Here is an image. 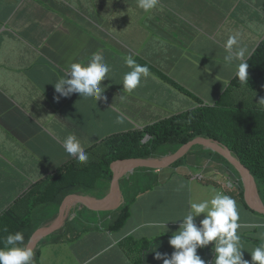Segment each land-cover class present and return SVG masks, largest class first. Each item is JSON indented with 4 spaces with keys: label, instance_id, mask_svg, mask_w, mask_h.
I'll return each mask as SVG.
<instances>
[{
    "label": "crops",
    "instance_id": "crops-1",
    "mask_svg": "<svg viewBox=\"0 0 264 264\" xmlns=\"http://www.w3.org/2000/svg\"><path fill=\"white\" fill-rule=\"evenodd\" d=\"M96 1L98 5L89 7L84 0H0V213L33 188L41 189L42 186L36 184L46 183L49 176L60 173L48 183H56L54 186L61 188L83 179L81 170L69 173L77 159L63 149L62 141L67 135H76L85 151L90 152L106 138L108 130L115 128L120 132L117 123L129 112H134L136 121L132 123L138 131L200 106L164 77L197 98L200 94L193 91L195 82L202 85L204 80L209 81L214 70L221 72L226 81L231 80L233 89L245 92L249 88V82L245 87L235 85L237 78L233 66L225 65L223 60L224 45L232 35H236L238 43L247 50L257 44V32H264V0H158L157 6L147 13L136 6V0H131L136 9L133 18L127 17L140 28L135 34L134 50L145 61L143 66H147L150 73V80L146 82L142 78L137 87L139 97H132L129 104L121 100L115 105L112 102L115 94L123 93L112 82L106 91L112 98L105 105L99 100L81 98L78 93L61 97L55 92L53 83L70 67L63 69L55 65L52 56L64 48L62 37L57 38V35L66 31V25L75 24L76 17L103 14L105 0ZM128 10L126 4V14ZM22 31L26 36L20 34ZM94 37L91 33L89 57L97 51L104 53L107 63L122 81L128 72L124 62L126 56L110 44L94 48ZM57 59L65 61L60 54ZM78 62L82 61L72 63ZM215 65L220 70L215 69ZM45 99L48 104L53 103L50 108L46 106L47 101L44 103ZM217 100L214 98L209 104ZM98 105L104 121L100 125L97 123ZM148 112L155 116L148 117ZM125 129L127 131V127ZM194 168L177 169L183 188L180 203L189 205L211 198L212 188L197 181L189 183L186 178ZM162 172L155 175L160 176ZM163 181L160 177L159 182H152L146 192L131 202L130 215L116 232L101 228H87L79 233H74L72 228L62 230L63 223L79 206L92 208L95 199L102 200L109 195L110 186L102 198L78 193L86 199L74 201L61 219L59 214L50 215L56 204H48L41 219H35L34 229L44 231L55 225L56 230L35 244V251L42 254L36 264H102L109 252L114 251L131 260V264H163V260L155 259V252L171 256L174 249L168 243L169 238L178 230L181 223L178 220L188 210L183 204L174 205L175 200L168 197L169 190L161 183ZM122 193L124 195L123 190ZM251 217L254 220L249 223L254 232L250 239L240 241L243 258L249 264L251 251L264 242L261 240L264 222L255 221L257 215ZM203 218L201 214L195 223L199 225ZM14 222H18L17 219ZM242 222L246 223V219ZM24 224L28 231L30 222ZM83 243L90 246L89 251L83 249L84 245L80 246ZM213 246L209 244L197 250L207 264L214 260Z\"/></svg>",
    "mask_w": 264,
    "mask_h": 264
},
{
    "label": "clouds",
    "instance_id": "clouds-1",
    "mask_svg": "<svg viewBox=\"0 0 264 264\" xmlns=\"http://www.w3.org/2000/svg\"><path fill=\"white\" fill-rule=\"evenodd\" d=\"M129 1L135 6L134 2H132L131 0ZM84 3L89 7L96 6L99 4V2L96 0H84ZM157 3L158 0H136V6L139 9L143 10L145 13L153 10L157 6ZM103 8V14L106 16V31L104 32L105 36H97V39L103 41L102 46L110 44L113 47L120 49L123 55L126 56L124 62L128 67V72L124 74L121 85L123 86L124 91L131 92L141 84L142 78H146L150 75L149 69L147 66H143L145 61L135 53V34L128 29V24L131 22H129L125 11L126 4L121 5V15L108 14V5L106 1L103 2ZM119 16L122 17L121 20H118ZM95 28H97V26H95ZM224 48L226 51V55L223 57V60L225 65L233 66L234 76L235 78H237L236 81L238 82L235 85L245 87V83L248 82L249 87L251 88H255L259 85H264V72L259 70L255 74L254 70L250 69V67H253L251 65L252 59L256 56L257 52L261 48H264V32H257V44H255V46L250 50L241 47L240 42L238 43L236 35L229 36V38L225 42ZM245 57L247 58L246 61ZM262 67L264 68V64H262ZM111 71H113V67L109 63H107L104 53L102 54L97 51L96 53H93L92 56L88 58V60L85 62L72 63L69 71L64 76L58 77L57 80L53 83V86L55 92L58 93L61 97H68L71 94L78 93L81 98H92L96 102L98 100H101L100 102L105 105L108 104L112 98V95L106 92L109 88L108 85L110 83V81H108L106 78L109 72ZM229 81L230 82L227 84L222 83L224 85L223 87L221 86L222 84H219L217 89H219L220 94L215 97V99H218L216 103H204V106L213 108L217 103L224 99V103L226 105H232V103L235 102L240 104V108H245V103L250 102V100L245 97H234L232 95V89L234 85L231 80ZM239 82H241L242 84H239ZM261 88L263 89L261 91L264 92V87L261 86ZM121 99H123V97H121ZM258 104H264V98L260 99ZM196 109L184 114L193 113L196 111ZM255 111H261L262 113H264V110L254 109V112ZM156 123H153L150 126ZM146 128L139 129L138 131H144ZM199 139L213 141L214 143L218 144L222 150L228 151L231 156L236 159L233 154L220 143L205 138H198L195 140ZM104 140H102L99 146L102 145ZM149 140L150 137H146L143 143H147ZM62 146L64 151L69 156L75 157L77 159L75 161H79L81 164H86L88 162L89 155L85 151V148L82 146L81 141L77 138L76 135H67L62 141ZM99 146L96 145L95 148ZM193 148H195V152L189 156ZM193 148L190 149L189 153L184 157L186 158L189 156L190 158H192L193 163H190L187 160L186 164L175 167V165L179 163V161L184 159L182 158L181 160H179L175 164H172L169 167L156 168L154 170L148 168H138L133 173L129 172L123 177H120V179L118 180L120 191L119 205L113 210L117 212L127 202V199L125 198V192L128 190H126L124 187H129L127 185H124L123 181H130L135 176V174H149L148 178L141 177V180L145 182L144 190H141L143 183H140V185H132L129 188L131 189V191L141 190L139 194H137L138 196L146 192L152 182H159L160 176L155 175V173L162 172L163 170L176 171L177 169L182 167H195L193 170L190 171V173L186 175V178L188 179L189 183L190 181H197L207 187L212 188L210 189V192L212 193L211 198L202 200L200 202H190L187 213L183 216L182 219L178 220L181 221L178 230L174 232L169 238L168 243L174 249L171 256L169 257L167 254H161L159 252L154 251L155 259L163 260V264H207V262L197 254V250L199 248L207 247L209 244H213L214 246L212 248V254L214 256V260L212 264H249V261L243 258V252L240 241L243 239H250L251 232L248 233V231L252 228V226L246 221L245 225H243L242 231L238 232V229L240 227V224L238 223L240 216L237 206L242 207L239 199L237 198L238 196L235 197L234 195H225L221 190V188L223 187L222 184L216 183L217 178L213 177V174H221V172H224L229 177L231 171L227 170V167L225 166L224 159L226 160V158L220 155L219 153L215 152L214 150L208 147H204L202 145H196ZM175 154H169L162 158L149 160H162ZM236 160L239 162L238 159ZM226 161L228 162V160ZM116 163L119 164V162ZM195 163H201V166H197L195 165ZM114 164L111 166V171L113 172L111 183H113L115 176V172L113 171V166H115ZM230 165L234 168L232 164ZM117 169L121 176L126 172L123 171L121 167H118ZM236 177L239 179L240 184L243 183V188L246 189L241 175L240 177L236 175ZM36 185L42 186L41 190H43L52 186L53 184L38 182ZM57 188L58 191L61 189H65L61 187ZM214 188H216L217 190ZM33 190L34 188L29 193L25 194L24 197H19L10 207L3 209L0 213V231L3 232L2 234L0 233V237L3 235V237H1L3 247H0V264H36V261L34 263H32V261L33 257L37 254V250L35 251V248L32 249L31 247H29L30 239L28 241L29 244H24V241L26 240L24 234L19 231L16 232L12 229V226L23 227L24 225V229L26 230V226L24 224L26 222V219L18 217V222H14L15 217H11L9 220L3 218L8 212H13L16 216L17 211H20L19 202L23 201L24 198L30 193H33ZM48 190L44 191L43 193L46 194ZM122 190L124 192V195L122 193ZM78 193L79 192H77V194L74 193V195L86 198V196L79 195ZM69 195L71 194L65 195L63 197V200ZM137 196H135L134 199H136ZM120 199H124V202L122 204L120 203ZM95 200L99 201L100 199ZM133 200H131V202ZM131 202L129 204H131ZM110 211L112 210L93 211L91 208L79 206L63 223L62 230L72 228L74 229V233H79V231L85 230L87 228L104 229V222L106 220H100L99 223L96 222L95 224H93L96 215L95 213H107ZM201 214L204 215V218L200 221V224L197 225L195 223V218L199 217ZM117 215L115 214V216ZM261 215L264 216V214ZM77 216H81V222L83 224L82 228L78 227L75 222H72ZM166 225L167 223L163 226L166 228ZM41 230L42 229L36 230L32 235ZM261 240L264 241V236L261 237ZM250 254L251 264H264V242L260 243L257 247H255Z\"/></svg>",
    "mask_w": 264,
    "mask_h": 264
},
{
    "label": "trees",
    "instance_id": "trees-1",
    "mask_svg": "<svg viewBox=\"0 0 264 264\" xmlns=\"http://www.w3.org/2000/svg\"><path fill=\"white\" fill-rule=\"evenodd\" d=\"M262 64H264V48H261L252 59L251 65L253 67H250V69L254 70L255 74L259 70L264 72ZM164 78L170 85L180 92L190 96L198 105H200L197 107L196 111L193 113L178 115L171 119L156 123L146 128L144 131L135 132H131V127L133 125L132 121H136L133 115L134 112H129L125 119L121 116L122 119L117 123L120 132L104 140L102 143L104 147L102 160L95 157L96 160L100 159L101 161H97V163H94V160L92 161L94 166H96V171L93 172L90 177L88 175L84 176V172L87 174L89 173L88 170L91 168L90 165V167L82 170L83 179L79 182L72 183L67 189L59 190L54 197H49L47 205L50 203L56 204L55 209L50 215L55 216L58 214L63 197L67 194H77V192H79L91 194L96 197L99 195L100 198H102L110 186V181L113 176L111 166L114 163L128 160L162 158L169 154H175L183 146L198 138L214 140L226 147L254 176L258 183L260 195L264 200V113L261 111L254 112L253 109L248 110L246 108H240V104L235 102H233L232 105H226L224 99L217 103L213 108L204 106V102L199 98L184 90L175 82L166 77ZM106 79L112 82L116 87H120L123 91L122 95L119 93L115 94V97L112 100L115 105H118L121 100H124L129 104L132 101V97L136 95L139 97L138 91L140 90L138 88L131 92L123 90V86L121 85L122 81L114 71L109 72ZM148 80H150L149 76L145 78L146 82ZM237 83L238 82L235 81V84ZM145 84H143L141 88H143ZM121 97H123V99H121ZM143 97L145 98V94ZM123 113L126 114L127 112ZM147 114L148 117L155 115L151 112H148ZM125 127H127V131ZM146 137H150V140L147 143H143ZM194 152L195 148L192 149L189 156ZM187 160L188 157L184 158L179 161L175 167L186 164ZM224 163L227 170L234 172L240 177L239 172H237L225 159ZM69 173L73 174L74 171ZM147 176H149V174L137 173L130 181H123V184L130 188L132 185H140V183H143L141 190H144L145 182L141 180V177L146 178ZM55 184L56 183L41 191L44 192ZM241 184L243 185V183ZM129 188H127L128 191L125 192L127 202L120 210L114 213L116 215L118 214L117 216H112L113 213L102 212L106 216L105 220L108 221V225H104V229L115 232L119 231L128 219L130 214L129 203L141 191H131ZM237 198L239 199L242 208L245 210V213L251 216L252 214L257 215V218L264 217L257 213L256 210L249 207L246 202L247 196L244 188ZM29 208L32 207L26 206L20 215L15 216L13 212H8L3 217L9 220L11 217L17 219L21 216L24 218L25 214L32 216L31 219L28 220V222H30V228L28 229L30 236L24 241V244H27L31 237L35 219H41L42 214L37 213L34 216V212ZM44 210L45 209L43 208L42 211ZM80 220L81 216H77L72 222L77 223ZM18 227L25 230L24 225L23 227ZM18 227L12 226V229L18 232Z\"/></svg>",
    "mask_w": 264,
    "mask_h": 264
},
{
    "label": "rangeland",
    "instance_id": "rangeland-1",
    "mask_svg": "<svg viewBox=\"0 0 264 264\" xmlns=\"http://www.w3.org/2000/svg\"><path fill=\"white\" fill-rule=\"evenodd\" d=\"M107 2L108 5V14L110 15H121L120 12V8L121 5H125L127 4L129 6V10H128V14L131 18H133L132 13L133 10L136 9L135 6H133V4H131V2L129 0H105ZM122 17L119 16L118 20H121ZM95 26H97V28H95ZM66 31L65 32H61L59 35H57V38L62 37V44L64 46V48L58 52V55H63L65 58L64 62H60L57 59L58 55L52 56L54 61H55V65L58 67V65H60L59 67H62L63 69H68L70 67V64L74 61H82L85 62L88 60L89 57V48H90V36L91 33L95 36L94 37V48L100 49L103 41L97 40L96 36H100L103 35L105 36L104 32L106 31V16L104 14H99V13H91L90 15H88L85 18H80V17H76L75 18V24H69L65 26ZM128 29L131 30L134 34H136L137 31H140V28L134 26L132 23L128 24ZM20 34L22 36H26V33L24 31L20 32ZM215 69H219V67L217 65L213 66ZM220 70V69H219ZM211 79L209 81H205L204 80V84L199 85L198 83L195 82L194 86H193V91L194 93H199V99L204 102V103H210L211 101H213V99L218 96L220 94L218 86L219 84H227L230 81H226V78L221 77V72H217V71H213L211 73ZM221 85L222 87L224 85ZM239 84H242L241 82H239ZM256 85V84H255ZM262 87H264V85H259L255 88H247L245 92H240L238 91L236 88L233 89L234 92H232V95L236 98H248L250 100V102L245 103V108L248 110H264V104H258L257 101H259L260 99L264 98V92L261 91L263 90ZM40 94H43L40 92ZM47 101V105L49 106V108L53 105L52 104H48V100L45 99L44 103H46ZM101 101V100H100ZM38 105L40 106V102H41V98H39L37 100ZM103 114H102V110L99 108V105L97 107V123L103 124ZM134 126L132 125L131 127V132H134ZM108 135L106 136L105 139L110 138L111 136L118 134L119 132H117V129L112 128L111 130H108ZM99 144V143H98ZM99 146V145H98ZM97 149V150H96ZM96 150V151H95ZM89 155V160L86 164H81L79 161H75L73 165L70 166V172L74 171L77 172L79 170H83L86 169L88 167L89 168V173L87 174L86 172H84V176H89L96 171V166H94V163L100 162L102 160V155L104 154V147L103 145H100L97 148H94L92 151L87 152ZM95 157L100 158L98 160L95 159ZM94 160V163L92 162ZM188 161L190 163H193L192 158H190L188 156ZM195 165L197 166H201V163H195ZM60 174V173H59ZM58 174V175H59ZM251 174V173H250ZM56 176H49L47 179V182H53L57 177ZM179 175L180 172L179 170L176 171H171V170H167L164 171L160 174V177L164 179L163 182H161L162 184H164L166 187H168V197L170 198L171 201L175 200L174 205L175 206H180L181 204H183V206H187L189 208L188 204L185 203H180V198H182L183 196V188H182V184L181 182L178 181L179 179ZM252 175V174H251ZM253 176V175H252ZM149 176H147L148 178ZM213 177L217 178L216 183L222 184L221 190L225 195H234L235 197H239L240 192L243 190V186L242 184L239 183V179L236 177L234 172H231L229 177L227 176V174H225L224 172H221V174H213ZM254 178V176H253ZM255 180V178H254ZM256 182V180H255ZM148 184V183H147ZM256 184L258 185V183L256 182ZM112 183L110 181V187H111ZM127 190V187H124ZM33 193H30L27 197V206L28 207H32L29 208L30 210H32L34 212V216L37 213H42V209L44 208L46 210V205H47V200L49 197H54L55 194L58 193V188L57 187H51L48 192L45 194L41 191V189L36 188L35 190H33ZM245 193H246V189H244ZM260 195V193H259ZM261 197V196H260ZM261 199L263 200V198L261 197ZM264 201V200H263ZM24 200L19 202V206H20V211H17V215H20V213L23 211L22 209V205L24 204ZM124 202V199H120V203L122 204ZM238 207V212H239V216L240 219L238 222L240 224V227L238 229V232H241L243 229V225H245V223H243L242 221L244 219H246L247 222H251L254 219H252L251 215L245 213V210L242 207ZM115 210H112L110 212L107 213H113L112 215L115 216ZM21 216H19L20 218ZM31 215L25 214L24 215V219H26L27 221L29 219H31ZM197 218V217H196ZM195 218V219H196ZM106 216L104 213H99L95 215V220L93 222V224H95L96 222L99 223L100 220H105ZM255 221H260V222H264V217H258L257 219H255ZM76 223V222H75ZM78 227L82 228L83 224L81 222V220L79 222L76 223ZM105 226L108 225V221L106 220L104 222ZM19 232H22L24 234V236L28 237L30 233H28V231L21 229L20 227H18L17 229ZM37 229L33 228V232L31 233V235L36 231ZM258 231V229H256ZM249 232H254L253 230L249 229ZM0 233L2 234L3 232L0 231ZM3 237V235L1 236ZM0 237V247H3V242H2V238ZM90 240V238H89ZM84 243L80 246H83ZM42 246V244L39 245L38 249H40ZM116 246V245H115ZM114 246V247H115ZM83 249H85L86 251L90 250V246L89 245H84ZM35 261L39 260L42 258V254L39 255V253L37 252V254L34 256ZM102 264H131V260L123 257L122 255L118 254L116 251L114 252H109V255H107L105 257V260L103 261Z\"/></svg>",
    "mask_w": 264,
    "mask_h": 264
},
{
    "label": "water",
    "instance_id": "water-1",
    "mask_svg": "<svg viewBox=\"0 0 264 264\" xmlns=\"http://www.w3.org/2000/svg\"><path fill=\"white\" fill-rule=\"evenodd\" d=\"M196 145H202L204 147H208L215 152L219 153L220 155L224 156L226 160L230 164L234 166V168L240 173L244 184L246 186V196H247V203L249 207L256 210L260 214H264V202L261 199L259 192H258V186L253 178V176L250 174V172L243 167L236 159H234L231 154L226 151L222 150L218 144L214 143L213 141L199 139L195 140L186 146L182 147L175 155L169 156L162 160H148V161H124L114 164L113 171L115 172L114 181L111 185V191L109 192V195L102 199V200H94L93 201V208H91L93 211H109L115 209L119 205V198H120V191H119V184L118 180L120 177H123L127 173H133L138 168H148V169H156V168H165L169 167L172 164H175L182 158H184ZM118 167H121L123 171H126L122 176L118 172ZM79 199H86L82 198L81 196L71 194L63 200L59 212L60 219L64 216L66 213V209L68 206H70L74 201H78ZM89 201V200H84ZM56 230V226H52L44 231H39L35 233L32 238L30 239L29 247L32 249L34 248L35 244L42 239L45 236L50 235L52 232ZM28 243V244H29Z\"/></svg>",
    "mask_w": 264,
    "mask_h": 264
},
{
    "label": "bare ground",
    "instance_id": "bare-ground-1",
    "mask_svg": "<svg viewBox=\"0 0 264 264\" xmlns=\"http://www.w3.org/2000/svg\"><path fill=\"white\" fill-rule=\"evenodd\" d=\"M153 116H155V115H153ZM69 207H70V206H68L67 209H68Z\"/></svg>",
    "mask_w": 264,
    "mask_h": 264
}]
</instances>
